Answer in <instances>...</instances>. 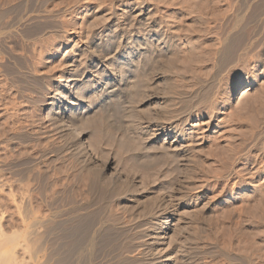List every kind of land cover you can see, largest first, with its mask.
<instances>
[{"label": "rangeland", "instance_id": "obj_1", "mask_svg": "<svg viewBox=\"0 0 264 264\" xmlns=\"http://www.w3.org/2000/svg\"><path fill=\"white\" fill-rule=\"evenodd\" d=\"M129 1L132 2V0ZM116 2H118V0H0V32L7 33L6 36L4 34L5 37L1 38L3 41H0V181L6 184L4 189L0 188V228L2 232L4 231L6 234L11 232L12 229L16 230L18 225H20L18 219L19 214L27 216L30 213L35 214L36 212L38 215L43 214L46 216L53 211H57V209H67L65 215L68 216L69 220L66 221L68 224L65 223L66 227L61 224V222H59L60 224H58V222H56L57 224L53 222L56 225L53 223L48 224L50 227L53 225L54 228L55 226L57 227V225H61L60 228L57 227L59 230L55 228L59 236L56 233V236L50 238L51 240L53 239V241H50L52 244L47 242V248L50 250L47 251L49 253L54 252V254H50L53 255L51 258L59 262V264H133V251L135 252L137 249L136 247H138L137 244L139 243V240L137 242V236H139L137 227H134L136 229L133 230L135 234L137 233L136 236L130 229L133 228L135 224L133 223L131 226L132 220L128 219L130 216L126 215L125 218L123 212L120 214L114 209V207L118 209L117 203L114 200H112L113 203H110L111 200L109 201L106 199L108 202L102 201V203L101 200H95L91 196L90 191H88L89 185L86 180L87 178H84L86 175L82 174L83 171L79 168V162L75 158H72L70 153L62 146V140L60 141V138L56 137V134H53L51 128H48V121L45 120V118H47L44 111L45 107L43 106L47 96V90L55 85L59 75V69L62 68L60 67L62 66L61 57H63L61 51L73 43L72 41H67V39L73 35V33H77L81 25L83 27L85 26L84 19L86 7L98 8V6H100V8H103V5L104 7H111ZM190 2L191 4L189 5ZM146 3L152 8V20H154L155 23L157 22L156 24H158V26L160 25L161 29L165 32L164 34L167 32L165 35L166 38L169 35L168 39L173 40L171 44L172 47L174 45L176 48L174 49L173 47L175 53H178L177 49L181 52L183 47L181 46L180 48V45H182L181 43L184 39H193V42L191 40L193 44H190L192 48L195 47L194 49L197 54L195 53L196 57L194 56L195 58L192 59L193 63H190L192 65L186 64L184 66L188 67L187 71L190 73L191 71L195 75L197 73L196 78H200L201 80L199 79V81L205 82L206 85L203 83L200 84L199 81V83L195 82L196 78L195 75H191L192 73L190 76H194L193 80L190 79L191 77L188 75L189 72H187L188 74L176 72V70L178 71L182 66L174 68L175 77L181 73V75H183L184 73L186 76H183L187 78L188 83L185 82L183 86L186 84L185 87H188V89L192 87L200 88V85L203 86L204 89L208 88L205 96L204 89L201 87V91L204 93L202 94L203 97L205 96V100L208 95V97L212 95L214 97H210L211 99L208 98L209 100H206L207 103L205 102L201 108L203 107L202 110L208 112L205 113V117L212 116L211 118H213L214 122L220 120L222 122L221 125L224 126L222 129L223 132L221 133L224 134H219L221 135L219 136L218 134L216 135L206 131L205 126L200 123L202 121L199 120L194 123V125L197 126H195L196 129L199 130L198 133L202 132L201 134L206 136V141L204 145L201 146L202 148L200 147L197 149V151L201 150L198 151V155L197 152L193 155V158L198 160L195 159V161L193 159V161H195V164L198 162L199 165H192L191 169H194L195 175H191L192 179L190 177V181L192 182L189 181V186H192L191 188L189 187V189L193 190L194 195L190 193L193 200H198L196 198H199L201 195L206 197L204 198V203L207 204H205V209L201 213V215L204 214V218L200 216L202 219L200 218L199 221H196V224L194 222L190 227L189 234H192V239L188 234L190 238L189 247L193 251H191V253H195L192 257L194 256L193 259L196 264H264V0H146ZM154 5L155 7H153ZM240 6H244L245 8L243 7L244 9H241ZM32 10L47 12V15L44 18L29 21L22 27H19L20 29L12 30V32L7 30L25 11ZM239 10H241V12ZM239 12L243 15V17L242 15L240 16L241 19L240 22H238L239 28L237 26L238 30L236 29L232 35L227 36L226 33H228L230 30L229 28L232 27L230 21L232 20L233 23L234 19L232 18L234 14ZM186 13L191 16L189 17ZM240 13L238 15H240ZM186 15L189 19H186ZM230 16H232L231 20L229 19ZM160 21L162 23H160ZM165 21H167V23ZM190 23L191 27L187 26V24L190 25ZM183 25L186 26L181 27ZM187 27H190L191 31H188L189 29ZM186 28L189 32L188 34L185 32L187 38L183 34ZM227 28L229 30H227ZM179 29L183 30L180 31ZM175 30L177 31L175 32ZM178 30L180 31L179 34ZM172 32L177 35L175 36ZM181 32L183 35H181ZM198 32L200 33L198 34ZM113 34L112 32L108 34V38L112 37L109 42L110 44L106 42L107 37L103 38V40L96 41L95 44H97V46H94V42H91V48L89 50H93L96 53L94 54L92 51L91 54H93V58H91L92 56L89 54L91 61L100 60L101 55L97 57L100 51L106 52L109 49L112 50L120 46L121 40H119V35ZM224 35L225 39H223ZM230 37L237 40L234 41L235 45L233 44V39H230ZM222 39L223 42H232H230V48L233 45L232 49H228L230 50L228 51L230 56L227 55V53L225 54L227 58L223 57L222 61H220L221 63L223 62L222 64L225 62V65H223L224 68H222L220 62H216V57L213 55V53H215V48L218 49L220 45L226 44V42H222ZM113 40L115 42H111ZM195 41L196 43H194ZM220 42L222 44H220ZM177 44L179 45L177 46ZM212 56H214V58ZM224 58L226 59L225 61ZM88 61H90V59ZM215 63H218L220 67L218 68ZM184 66L181 71L186 69ZM190 67L192 68L190 69ZM216 68L219 69V72ZM76 69L78 70H76L77 72L81 71L80 66L79 69L78 67ZM213 71H216L218 74ZM77 72H73V75H71L72 78H75L76 74V78H82L81 74L79 75ZM199 72H202L203 75L200 76ZM181 75L175 78V81L181 79ZM208 76L212 80L214 77L215 80L211 81L210 78H207ZM204 78H207L206 81L210 83L211 88H209L206 81H202V79L205 80ZM189 81H193V83ZM248 83H252V93L241 97L240 91L245 89ZM189 84H191V86H189ZM238 84L240 87L237 89ZM106 91L108 94L111 92L114 93L115 96L119 95L118 91L113 87L106 88ZM123 91V94L129 98V92L126 89H123ZM108 101L109 100H106L104 105L105 109H103L105 117L107 119L109 118V121L108 123L105 121L107 124L105 122L101 124L105 125L104 127L105 129L107 128L106 130H108V132L112 130L110 133L116 134L118 120L112 108L109 107ZM206 104L209 105L207 106ZM91 111L92 110L85 114L82 119L86 120ZM228 112L231 113L229 114ZM86 123L89 124L87 121ZM88 124L85 129L90 128ZM90 125L92 126L91 123ZM46 127L50 130H47ZM49 131H52V133ZM77 134L80 136L79 133ZM229 137H231L232 140ZM222 145L224 146L222 147ZM195 155L197 156L195 157ZM222 155L226 156L223 157ZM104 156L102 160L103 158L106 160L108 157L110 159L112 155L109 154ZM208 156L210 158H208ZM201 164L204 167H202ZM196 171L199 173H195ZM199 185L203 188L199 187ZM193 186H195V188H193ZM196 186L198 187L196 188ZM80 188L83 189L81 190ZM23 193L26 194V196ZM19 195H24L25 200L19 205L21 206L20 211H17L11 203V199L17 198L16 202L18 203L19 201L17 200L20 197ZM195 195L196 197H194ZM86 198L88 200H86ZM97 201L100 202L97 203ZM107 203H110V205ZM67 204H69V207ZM115 215L120 216V218L117 216V219H120L121 223L124 225L126 219L128 221L127 223H129L128 227L130 228L125 226L123 227L125 229H123L122 227L115 228L111 226L113 228L110 227V229L107 230L108 233L104 232L110 236L111 239L108 236H104L105 234H102V237H98L95 243L89 246L92 247V249L85 247L86 236L89 235L93 223L95 225L104 217L107 221L108 216L109 222L111 217H115L117 221ZM121 218L122 220L124 219V223ZM113 220L114 218L111 222ZM115 220L113 222H116ZM70 222L77 228L79 225L78 229L83 233L81 231H78L76 234L72 232L75 230V226H71ZM91 222L93 223L89 227L88 224ZM198 223H200L199 225L201 227L195 226V230H193V226L198 225ZM81 224H83V229L84 225L86 226L84 230L81 229ZM88 227L89 230H87ZM139 228L140 226H138V229ZM116 229H119V232L115 231ZM129 229L133 236L129 235L131 233H129ZM84 231L86 233H84ZM60 232H65V234L63 233L65 236ZM123 232L131 237L129 238L126 236L128 237L127 239L123 238L125 237ZM69 233L70 235L74 233L75 236H73L74 234L70 236ZM119 233L124 234L123 237ZM78 234L80 238H83V243L82 241L79 243L81 239H78ZM81 234H84L83 237ZM193 234H196V236ZM112 236L114 237L112 238ZM132 237H135L136 241H134L135 238ZM63 239L67 241V243H65ZM128 239L134 240L132 242L130 240L129 242ZM110 240H114L112 241L113 243H111ZM106 242L108 244H106ZM82 244H85V246ZM81 245L83 249H80L82 248ZM75 247L80 248L75 249ZM76 250H78V252ZM129 250L132 255L129 253ZM117 251L122 254H119ZM62 255L68 257L65 258L66 256ZM122 257H124V259H122ZM112 258L114 261L111 260Z\"/></svg>", "mask_w": 264, "mask_h": 264}, {"label": "bare ground", "instance_id": "obj_2", "mask_svg": "<svg viewBox=\"0 0 264 264\" xmlns=\"http://www.w3.org/2000/svg\"><path fill=\"white\" fill-rule=\"evenodd\" d=\"M191 2L189 3V5L191 4ZM147 3L146 0H135V1L132 0V2L129 0H118V2H116L111 7L110 6L104 7V5L103 8H100V6H98V8L86 7L87 9L85 10V19H84L85 26L83 27L81 25V28H79L80 30L77 31V33H73V35H71L67 39V41H72L73 43L72 45L61 51L63 57H61L62 66L60 67L62 68L59 69L57 67L60 70L59 75L57 77V81L55 85L51 86L47 90V96L43 104V106L45 107L44 111L47 117L45 118V120L48 121V125H49L48 128H51L53 134H56L57 135L56 137L60 138V141L62 140L61 141L63 143V144L61 143L62 146L65 147V149L70 153L72 158H75L79 162L78 163L80 165L79 168H81L82 171L84 172V173L82 172V174L86 175L84 178H87L86 180L89 185L88 191H90L91 196L95 200L96 199L101 200V202L102 201L106 202L107 200L109 201L111 200L110 201L111 203L112 200H114L117 203V208H118L116 209L114 207V209L117 210V212H119L120 214H122L123 212V215L125 214L124 216L125 218L126 215L130 216L131 218L128 217V219L132 220L131 226L134 223L135 226H133V228L137 227L138 230L139 236H137L136 235L137 233L135 234V231H133L136 228L133 229L128 227L129 223H127L128 221L126 219H125L126 221L125 225L122 224L120 219H117L118 215L117 216L115 215L117 221L115 220V217L110 216L111 218L109 222V218H108L109 216L107 217V221L105 220L104 217L102 220L100 219V221H98L95 225L93 222L88 224V226L90 227V225H92L93 223V226L89 231L90 232L89 235L88 236L85 235L86 246L85 244H82L83 246L88 247V249L89 248L92 249V247L89 246H92L93 243H95V241L98 239V237H102V234L108 233L107 230L110 229L111 226L115 228L116 227L123 228L127 226L137 236V242L139 240V243L138 244L136 243L138 247H136L133 244L137 248L136 250L134 249L135 252L137 251L136 253L133 251L134 256L132 255V253H130L129 250V253L134 258L133 261L134 263L133 262L131 263L133 264H196L193 259L194 256L192 257V255L195 253H191L192 250L189 247L190 244L189 240L192 237L191 236L192 234L191 235L189 234L190 227L194 224V222L196 224V221H199L201 217L204 218L203 216L204 214L201 215V213L205 209L206 206L205 204L207 203H204V198L206 197H203L201 195L200 197L198 196L199 198H196L198 200H193L190 195V193L194 195L193 190L189 189V187L191 188L192 186V185L189 186V183L192 182L190 181V177L192 179L191 175L194 174V169L191 168L192 165L195 164V161L197 160L196 158H195L196 160L193 158V155L196 154V152L198 155V151L201 150L197 151V149L203 146L206 141L205 138L206 136H203V134H201L202 132L198 133L199 130L196 129L197 126L194 125V123L198 122L199 120L202 121L200 123L201 125L205 126V130L216 135L217 134L219 135L223 132L222 129L224 126L221 125L222 122L220 120L214 122L213 118H211L212 116L205 117L206 116L205 113L208 112L203 111L202 110L203 107L201 108V106L205 104L206 100L213 96L212 95L208 97L209 95L207 94L208 96L207 99L205 100L206 90L208 88L204 89V87L200 85V88L189 87L190 89H188V87H185L186 84L185 86H183L185 82L188 83L187 78L184 77L183 75H185L184 73L189 72L187 71L188 67L184 65L186 64L192 65L190 63H193L192 59L196 57L195 55L196 50L194 49L195 47L192 48V45L190 44L193 42V39H191L192 42L191 40L188 39H184V40L182 39L183 40L182 42L181 39L178 37L179 40L182 42L180 48L181 46L183 48L181 52H179V49H177L178 53H175L173 51L174 45L172 47L171 44L173 40L168 39L169 35L166 38L165 35L167 34V32L166 34H164L165 32L161 29L160 25L158 26V24H156L157 22L155 23L154 20H152L151 18L153 17L152 16L153 14L151 15L152 8H150L149 4ZM153 7H155V5ZM243 7H241V9ZM239 11L241 12V10ZM239 13H235L233 18L232 16H230L229 19L231 20L232 18L234 19V21L233 23L232 20L230 21L232 27L231 28H229L230 26L228 27L230 30L227 28V30H229L228 33H226L227 36L232 35L233 32L236 31L237 26L239 28L238 22H240L241 19L240 16L242 15L241 13L240 15H238ZM46 15L47 12H43V11H34V10L25 11L15 21V23L11 24L8 27L7 30L12 32V30L14 31L20 29L19 27H22L29 21L39 18H44L46 17ZM187 15L189 17L191 16L190 14ZM188 16L186 17V19L188 18ZM165 22L167 23V21ZM160 23L162 22L160 21ZM184 26L186 25H183L181 27ZM187 26L191 27V23L190 25L187 24ZM190 27H187L189 30L186 28V31L183 32L184 36L186 33L187 34L189 33L188 31H191ZM179 30H178V34L183 29H181L180 31ZM176 31L177 30H175V32ZM111 32L112 34L114 33L119 35L120 37L119 40H121L120 46L116 44L118 47L115 49L111 46L113 48L112 50L109 49L106 52L100 51L99 55L97 56L99 57L101 55L100 60L97 59V61H91V58H93L92 56L93 54H91L93 50L92 51L89 50L91 48L90 47L91 42H94V46L95 45L97 46V44H95L96 41L103 40V38L107 37L106 42L109 43L112 37L108 38V34ZM199 33L200 32H198V34ZM4 34L6 36L7 33L0 32V41L1 40L3 41V39L1 38L5 37ZM172 34H174L175 36L177 35L174 32H172ZM183 34L181 32V35ZM185 37L187 38V35ZM223 39H225V35ZM230 39H233V44L235 43L234 41H237L232 37H230ZM111 42H115V41L113 40ZM230 42H226V44L224 45L220 42L222 46L220 45L218 49L215 48L214 51L215 53H213V55H215L216 57V62L219 63L220 61H222L223 57L229 55L228 51L230 50L228 49H232L233 47L232 45V47L230 48L231 46L230 44L232 43ZM194 43H196V41ZM178 45L179 44H177V46ZM174 49L176 48L174 47ZM93 53L96 54L94 51ZM89 54L92 56L91 58H89ZM212 57L214 58V56ZM225 58L224 61L226 60ZM89 59L90 61H88ZM218 63H215V65H217V67L219 68L220 66H218ZM222 63L220 62V64ZM223 65H225V62L224 64H222V68H224ZM79 66L81 68V71L77 72L78 70L76 68L78 67L79 69ZM181 66L182 68L183 66L186 67V69H184L183 71H181L182 68L178 69V71L176 70V72H184V73L183 75H181L182 73L179 74L181 75V79H179L180 81L179 80L175 81L176 80L175 78L180 76L178 75L177 77H175L176 75L174 68H179ZM191 68L192 67H190V69ZM217 71L219 72V69ZM73 72H77L79 75L81 74L82 78H76L77 74L75 78H72L71 75H73ZM213 72L216 73V71ZM191 73L189 72V74L188 73L187 74L190 76ZM199 73L200 76L203 75L202 72ZM191 75H195V74L192 73ZM190 77H191L190 79L193 80L194 76H190ZM207 78L210 77L208 76ZM207 78H204L205 80L202 79V81H206ZM199 79L196 78L195 82H198ZM210 80L213 81L215 79L213 77V80L211 78ZM191 82L193 83V81ZM199 82L200 84L203 83L201 81ZM207 82L208 81H206V83ZM203 84H205V82ZM207 85H209V88H211L210 83H207ZM189 86H191V84H189ZM108 87L115 88L118 91L119 95L115 96L114 93L111 92H109L108 94L106 91V88ZM201 87H203L202 89H204L205 92L204 97L202 95L204 93L203 91H201L202 90ZM239 87L240 85L238 84L237 89ZM123 89H126L129 92V98H127L123 94L124 93ZM252 89H253L252 83H248L247 87L240 91V96L242 97V96L250 95L252 93ZM106 100H109L108 105L109 107L112 108L118 120L117 122L118 127H116V134L110 133L112 130L108 132V130H106L107 128L105 129L104 127L105 125L101 124L104 123L105 121L108 123L109 121V118L107 119L105 117V112H104L105 109L104 105ZM90 110L92 111L89 116L87 115L88 118L87 119L85 118L86 120L82 119L84 118L83 116L87 114ZM228 113L230 114L231 112ZM86 121L89 122V124L86 123ZM90 123L92 124V126L90 125ZM87 124L88 126H90L89 129H85ZM48 128L47 130H50ZM52 131L49 132L52 133ZM76 132L79 133L80 136ZM229 138L231 139V137ZM223 146L224 145H222V147ZM109 154L112 155L110 159L108 156H106L108 157V159L106 158L105 160L103 158L102 160V157L104 155H109ZM197 155H195V157ZM222 156L225 157L226 155H222ZM208 158L210 157L208 156ZM193 159L195 161H193ZM196 164H198V162H196ZM202 167L204 166L202 165ZM197 172L198 171H196L195 173ZM72 178H76V177H72ZM200 185L199 187H201ZM5 187L6 184L0 181V188L4 189ZM197 187L198 186H196V188ZM193 188H195V186H193ZM24 195L26 196V194ZM24 195L21 196L19 195L20 197L17 201H19L20 203L16 202L17 198L11 199V203L14 206L15 210L20 211L21 206L19 205L22 204L21 202H24L25 200ZM196 195L194 197H196ZM86 200L88 199L86 198ZM99 202L97 201V203ZM110 203L107 204L110 205ZM67 205L69 207V204ZM66 210L63 209L61 210L57 209V211L51 210L53 212L46 216H44L43 214H41L43 216L38 215L36 212L35 214L30 213L27 216L24 215L22 216L19 214L18 219L20 225L17 224L18 227L16 230L12 229L11 232H8L6 234L4 233V231L2 232V229L0 228V264H59V262L51 258V256L53 255L50 254H54V252L53 253L48 252L50 250L47 248V242L50 243V241H53V239L51 240L50 238L56 236V233L58 235V232L56 230H59L57 227L60 228L61 225L60 226L57 225V227L55 226L56 228L55 230L53 225H51L52 227H50L48 224L49 223L52 224L53 222L55 223L58 222V224H60L59 222H61V224H63L64 226L65 223L68 224V222L66 221L69 220V218L68 216L65 215V213L67 212ZM114 214H118V213H114ZM120 216H118V218H120ZM113 218L116 222H113L114 220L111 222ZM122 222L124 223V219L122 220ZM83 224L80 225L82 230L86 228L85 225H84V229L82 228ZM199 224L200 223H198V225H194L193 230H195L194 229L195 226H200ZM70 225L73 227L75 226L72 223ZM48 226L50 229L49 228L47 229ZM138 226H140L139 229ZM75 227H74L75 230L73 231L71 230V231L76 234L79 231L78 229L79 225L78 228ZM89 227L87 230H89ZM87 230L86 232L88 233ZM129 230H125V231H129ZM131 230L129 231V233L131 232ZM115 231L119 232V229H116ZM86 232L84 231V233ZM63 233L65 234V232H62L61 234ZM73 234L70 235L69 233L70 236H72ZM75 234L73 236H75ZM124 234L121 233L120 235H122L123 237ZM126 234L125 237L123 238L127 239L129 236ZM131 234L132 232L129 235ZM63 235L61 236L64 237L65 235L64 236ZM193 235L196 236V234ZM104 236L107 237L108 235L105 234ZM78 237H77L78 239H81L79 243L81 241L83 243L84 242V240H82L83 238H80L79 234ZM108 237L110 238V236ZM113 237L114 236H112V238ZM133 240H131V242ZM112 241L110 240L111 243H113ZM134 241H136V238ZM65 243H67V241H65ZM106 244L108 243L106 242ZM83 246L82 248L80 247L79 248L83 249ZM76 248L77 247H75V249ZM76 251L78 252V250ZM120 253L121 252H119V254ZM62 256H66V255H62ZM68 256H66L65 258H67ZM124 257H122V259H124ZM111 260L114 261L113 258Z\"/></svg>", "mask_w": 264, "mask_h": 264}]
</instances>
